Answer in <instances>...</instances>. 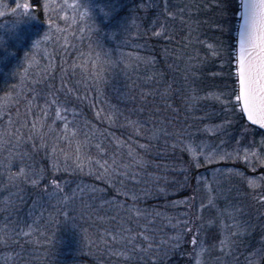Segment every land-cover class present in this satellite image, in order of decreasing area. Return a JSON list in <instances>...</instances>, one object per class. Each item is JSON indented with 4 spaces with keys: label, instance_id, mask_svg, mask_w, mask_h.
Masks as SVG:
<instances>
[{
    "label": "trees",
    "instance_id": "1",
    "mask_svg": "<svg viewBox=\"0 0 264 264\" xmlns=\"http://www.w3.org/2000/svg\"><path fill=\"white\" fill-rule=\"evenodd\" d=\"M79 1L30 0L34 26L49 32L42 55L33 35L0 64V98L10 100L0 207L8 196L12 241L18 251L32 245L28 264H189L197 163L184 140L221 117L210 92L225 72V28L235 51L240 0L238 9L225 0ZM9 169L25 172L13 183ZM28 214L27 226L18 222Z\"/></svg>",
    "mask_w": 264,
    "mask_h": 264
},
{
    "label": "rangeland",
    "instance_id": "2",
    "mask_svg": "<svg viewBox=\"0 0 264 264\" xmlns=\"http://www.w3.org/2000/svg\"><path fill=\"white\" fill-rule=\"evenodd\" d=\"M71 1L75 4L80 2ZM226 1L234 9H238L239 0ZM23 4H27L28 9L18 7ZM80 5L76 6L77 11H83L85 7ZM36 23L39 27L38 17L30 0H0V64L13 57L20 44L26 43L27 38L30 41L33 35L38 42L35 55H42L43 40H46L49 32L34 26ZM224 31L230 39V30L225 28ZM225 35H221L225 44H221L223 54L219 56L225 71L221 75V88L220 91L210 92L219 95L221 117L218 120L207 116L205 124L200 129L193 130L191 137L184 140L197 163L196 201L191 202L196 205L197 241L189 264H198V261L199 264H264V163L261 162V158H264V136L258 134L257 128L254 129L244 119L240 106L235 104L234 94H225L233 91L236 81L235 51L231 49L233 45L227 43ZM50 40L60 46L59 32L53 33ZM222 100L228 103L224 104ZM9 101L0 98V130L3 124H7L5 119ZM53 112L55 114L51 117L54 121L57 118L67 124L70 117L65 111L54 109ZM166 129L164 127L163 132L167 133ZM156 132L160 131L156 129ZM208 155L212 158L206 159ZM222 155L225 156L224 159L220 158ZM245 156L248 158L245 159ZM9 171L13 172L12 169ZM16 174L21 175V171L13 172L10 179H15ZM13 179L11 182L15 183ZM4 199L8 200L9 197ZM5 200L0 207V264H28L32 245L20 251L16 248L12 238L19 233L15 232V221L14 226L7 223L9 204L6 205ZM135 212L141 219L148 215L145 208L137 207ZM31 217L28 214L18 222L27 226ZM147 218L154 220L152 216ZM159 219L167 220L168 224L170 218L166 216ZM32 227L34 224L28 228L32 231ZM27 233L29 236L30 232L24 231L26 236ZM164 234V237L173 241L171 233Z\"/></svg>",
    "mask_w": 264,
    "mask_h": 264
},
{
    "label": "snow or ice",
    "instance_id": "3",
    "mask_svg": "<svg viewBox=\"0 0 264 264\" xmlns=\"http://www.w3.org/2000/svg\"><path fill=\"white\" fill-rule=\"evenodd\" d=\"M241 5L243 20L238 33L239 47L235 56L236 81L233 91L225 94H234L235 104L240 106L241 113H246L248 120L255 124L264 126V0H241ZM18 7L28 9L27 4ZM212 95L219 99V95ZM221 102L228 103L226 100ZM210 158L211 155L206 156V159ZM220 158L224 159L225 156L222 155ZM247 158L245 156V159ZM261 162L264 163V158H261ZM23 174L21 170V175ZM55 183L53 181V184Z\"/></svg>",
    "mask_w": 264,
    "mask_h": 264
},
{
    "label": "water",
    "instance_id": "4",
    "mask_svg": "<svg viewBox=\"0 0 264 264\" xmlns=\"http://www.w3.org/2000/svg\"><path fill=\"white\" fill-rule=\"evenodd\" d=\"M242 11H243V8H242V5H241V13H242ZM242 20H243V17H242V15H240V20H239V25H238V30H237V37H236V50H237L238 47H239V45H238V40H239V35H238V33H239V29H240V25H241V23H242ZM242 115H243L244 119H245L249 124H251L252 126H254V127L258 128V129H260V130L264 133V126L257 125V124H255L253 121L248 120V118H247V114H246V113H243Z\"/></svg>",
    "mask_w": 264,
    "mask_h": 264
},
{
    "label": "clouds",
    "instance_id": "5",
    "mask_svg": "<svg viewBox=\"0 0 264 264\" xmlns=\"http://www.w3.org/2000/svg\"><path fill=\"white\" fill-rule=\"evenodd\" d=\"M0 43H2V42H0ZM105 55H107V54H105ZM97 59L101 60V63H104L106 65H112L114 67L117 65V63L119 61V59L117 60V59H114L112 57H109V59L105 60L102 58V56L100 54L97 55ZM198 264H199V261H198Z\"/></svg>",
    "mask_w": 264,
    "mask_h": 264
}]
</instances>
